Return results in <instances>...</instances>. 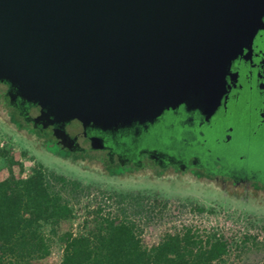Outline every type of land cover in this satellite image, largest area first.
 I'll list each match as a JSON object with an SVG mask.
<instances>
[{
  "label": "water",
  "instance_id": "95a60500",
  "mask_svg": "<svg viewBox=\"0 0 264 264\" xmlns=\"http://www.w3.org/2000/svg\"><path fill=\"white\" fill-rule=\"evenodd\" d=\"M263 17L264 0H0V82L36 122L107 131L180 106L209 119Z\"/></svg>",
  "mask_w": 264,
  "mask_h": 264
},
{
  "label": "rangeland",
  "instance_id": "374dc122",
  "mask_svg": "<svg viewBox=\"0 0 264 264\" xmlns=\"http://www.w3.org/2000/svg\"><path fill=\"white\" fill-rule=\"evenodd\" d=\"M4 91L0 84V148L19 160L23 177L42 164L81 184L75 191L70 186L65 188L73 214L56 227L57 234L50 224L40 226V231L50 237L49 261L59 263L63 257L59 235L87 234L98 220L114 219L133 224L144 246L191 230L202 240L216 235L228 242V252L215 264H264V190H253L248 184L222 189L197 181L189 173L171 171L162 175L150 170L110 175L94 157L75 160L60 156L54 146L11 123L3 104ZM219 137L224 139V135ZM15 169L19 173L18 165ZM6 174V159L0 158V178Z\"/></svg>",
  "mask_w": 264,
  "mask_h": 264
},
{
  "label": "flooded vegetation",
  "instance_id": "af4514ba",
  "mask_svg": "<svg viewBox=\"0 0 264 264\" xmlns=\"http://www.w3.org/2000/svg\"><path fill=\"white\" fill-rule=\"evenodd\" d=\"M226 80V99L209 119L198 107L180 106L165 110L152 123L107 131L84 127L77 120L63 126L36 122L40 107L18 96L11 100L9 85L0 84L5 87L3 104L11 123L63 153L94 157L106 170L110 162L126 173H189L222 189L248 184L253 190H264V17L252 43L232 62ZM14 113L16 122H12ZM56 128L68 136L64 143L55 136ZM93 136L101 137L104 145L94 148Z\"/></svg>",
  "mask_w": 264,
  "mask_h": 264
},
{
  "label": "trees",
  "instance_id": "16d2710c",
  "mask_svg": "<svg viewBox=\"0 0 264 264\" xmlns=\"http://www.w3.org/2000/svg\"><path fill=\"white\" fill-rule=\"evenodd\" d=\"M17 119L14 113L12 122ZM57 151L63 157L89 159ZM0 158L6 159L7 169L6 176L0 178V264H215L228 252L224 238L212 235L202 240L191 230L169 234L157 244L144 246L133 224L101 219L87 234L59 235L63 257L59 263L51 262L50 237L40 231V226L50 224L57 234L56 227L73 214L65 188L70 186L75 191L81 184L42 164L23 177L22 165L13 154L0 148ZM107 165L110 175L122 172L110 162Z\"/></svg>",
  "mask_w": 264,
  "mask_h": 264
}]
</instances>
